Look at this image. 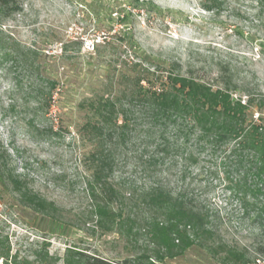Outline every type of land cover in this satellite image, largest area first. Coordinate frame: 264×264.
<instances>
[{"label":"rangeland","instance_id":"rangeland-1","mask_svg":"<svg viewBox=\"0 0 264 264\" xmlns=\"http://www.w3.org/2000/svg\"><path fill=\"white\" fill-rule=\"evenodd\" d=\"M19 2L21 11L0 16V42L18 41L24 51L35 52L24 63L0 48V140L17 172L60 206L63 226L22 209L8 194L0 198V227L10 236L12 253L19 250L30 260L44 245L59 256L68 247L109 258L131 256L134 246L122 233L101 227L94 214L88 190L94 144L82 129L88 119L83 103L116 84L124 63L146 65L147 59L161 68L175 63L183 74L210 83L222 64H231L238 77L264 93V0ZM118 7L126 8V18ZM143 122L114 148L112 181L122 200L154 184L187 195L214 217L223 241L245 249L249 264H264V224L246 217L223 152L212 157L204 151L198 163L176 148L158 152ZM138 247L152 253L144 234ZM160 264L230 263L195 245Z\"/></svg>","mask_w":264,"mask_h":264},{"label":"trees","instance_id":"trees-1","mask_svg":"<svg viewBox=\"0 0 264 264\" xmlns=\"http://www.w3.org/2000/svg\"><path fill=\"white\" fill-rule=\"evenodd\" d=\"M123 8L118 7L119 14L126 18L127 10ZM21 10L19 0H0V16ZM98 27L101 29L102 25ZM0 48L5 56L24 63L35 52L31 48L24 51L18 41L9 45L0 42ZM146 62L124 63L125 68L121 67L116 74V84L82 105L88 112L82 129L94 144L88 158V190L94 200V214L101 227L122 233L136 253L118 259L68 247L59 256L44 245L33 252L30 260L20 256L19 250L12 253L10 236L0 227V262L160 264L198 245L220 262L250 263L247 251L223 241L213 225L214 217L187 195L154 184L139 196L130 193L123 201L121 190L112 181L113 153L115 146L125 142L136 129L140 118L158 152L176 148L187 152L195 163L204 151L212 157L223 152L222 164L228 169L227 178L246 217L264 224V93L258 84L238 77L231 64H222L215 83H210L183 74L175 63L161 68L154 60ZM12 161V154L0 140V198L10 194L22 209L45 216L55 226H63L60 206L35 191L26 176L12 166ZM141 234L148 237L152 253L148 249L138 250Z\"/></svg>","mask_w":264,"mask_h":264},{"label":"built area","instance_id":"built-area-1","mask_svg":"<svg viewBox=\"0 0 264 264\" xmlns=\"http://www.w3.org/2000/svg\"><path fill=\"white\" fill-rule=\"evenodd\" d=\"M87 44H88V47H90V48H94V46H95V44L93 42H88Z\"/></svg>","mask_w":264,"mask_h":264}]
</instances>
